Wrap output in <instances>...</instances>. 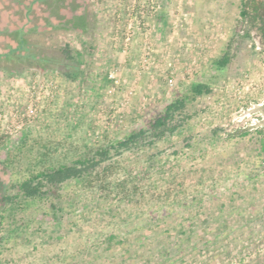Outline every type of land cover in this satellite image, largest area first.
I'll list each match as a JSON object with an SVG mask.
<instances>
[{"label":"rangeland","instance_id":"1","mask_svg":"<svg viewBox=\"0 0 264 264\" xmlns=\"http://www.w3.org/2000/svg\"><path fill=\"white\" fill-rule=\"evenodd\" d=\"M239 6L0 0V264H264L263 135L225 136L264 101L258 39L214 65ZM192 83L211 93L186 102L183 127L107 162L126 187L98 201L68 184L54 221L2 201L39 152L57 163L148 130Z\"/></svg>","mask_w":264,"mask_h":264},{"label":"trees","instance_id":"2","mask_svg":"<svg viewBox=\"0 0 264 264\" xmlns=\"http://www.w3.org/2000/svg\"><path fill=\"white\" fill-rule=\"evenodd\" d=\"M258 39L261 53L264 55V0H240L238 17L233 29V34L227 43L222 56L215 60L214 65L222 69L228 65L232 57V49L240 41ZM23 43V41H21ZM63 53L68 59L71 57V49L66 45ZM189 96L175 99L168 104L164 112L156 116L149 123L148 130L131 132L123 141L110 144L108 147L98 146L85 148L83 152L74 156L71 160H64L57 163L52 162L47 150L39 152L33 158L27 175L20 181L13 184L15 194L6 195L2 193V201L8 202L12 207L17 203L18 209L24 211L29 206L40 204L43 206V213L52 217L53 221L58 213L63 212L65 198L61 189L68 184H74L79 192L86 193L93 191L92 196L98 201L102 200L112 183L118 187L124 186L132 179L127 173L122 178L112 181L109 172V162L112 155H119L126 150L151 146L155 141L174 133L183 127L187 116L184 114L186 102L190 99L211 93V88L204 83H192L189 86ZM260 115V123L264 128V101L256 110ZM258 127H238L227 134L228 139L243 138ZM262 135V130L256 131ZM260 150L264 153V141L260 139ZM113 152V154H112ZM2 190L4 184L0 182ZM14 208V207H13ZM114 239L110 235L106 242Z\"/></svg>","mask_w":264,"mask_h":264},{"label":"crops","instance_id":"3","mask_svg":"<svg viewBox=\"0 0 264 264\" xmlns=\"http://www.w3.org/2000/svg\"><path fill=\"white\" fill-rule=\"evenodd\" d=\"M256 110L257 109H255L253 111H250V114H249V117H251V116H252V118L254 117V119H251V122H256V123L252 124L251 122H249L247 124V126H249V127H258V130H262V135H263L262 137H263V141H264V128H262V124L260 123V121H261L260 120V115L258 113H256Z\"/></svg>","mask_w":264,"mask_h":264},{"label":"built area","instance_id":"4","mask_svg":"<svg viewBox=\"0 0 264 264\" xmlns=\"http://www.w3.org/2000/svg\"><path fill=\"white\" fill-rule=\"evenodd\" d=\"M168 82H169V84H171V83L173 82V80H172V79H169ZM259 105H260V104H259Z\"/></svg>","mask_w":264,"mask_h":264}]
</instances>
